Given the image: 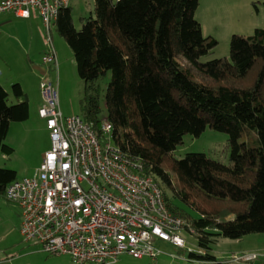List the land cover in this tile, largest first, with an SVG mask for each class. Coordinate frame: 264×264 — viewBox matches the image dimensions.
Returning a JSON list of instances; mask_svg holds the SVG:
<instances>
[{
  "label": "trees",
  "instance_id": "16d2710c",
  "mask_svg": "<svg viewBox=\"0 0 264 264\" xmlns=\"http://www.w3.org/2000/svg\"><path fill=\"white\" fill-rule=\"evenodd\" d=\"M199 6L200 0H95V15L83 19L80 30L70 7L56 28L85 83L84 120L101 135L95 82L110 73L106 119L114 144L144 162L174 214L190 220L171 206L164 187L201 213L190 222L204 253L189 252L182 264H226L210 252L218 238L264 233V28L232 35L229 58L202 62L218 41L204 34ZM256 66L252 87L235 84ZM29 114L22 86L13 84L9 93L0 84L1 151L13 152L4 143L11 123ZM207 127L229 135V164L203 153L173 158L185 135L200 137ZM245 132L251 139L241 142ZM16 179V172L0 168V196ZM229 211L234 217L226 220Z\"/></svg>",
  "mask_w": 264,
  "mask_h": 264
},
{
  "label": "built area",
  "instance_id": "2783aa9c",
  "mask_svg": "<svg viewBox=\"0 0 264 264\" xmlns=\"http://www.w3.org/2000/svg\"><path fill=\"white\" fill-rule=\"evenodd\" d=\"M71 0H1L0 14L12 12L30 18L36 12L47 30L43 64L59 72L52 39L60 13ZM40 88L52 147L36 173L16 179L5 191L8 201L22 210L21 235L49 255H68L76 264H115L128 254L136 259H157L156 240L188 249L181 233L197 235L196 228L168 207L162 188L145 174L144 162L113 142V125L105 118L98 135L79 116L64 117L55 85L44 79ZM187 260V256H170ZM255 253L233 261L254 263Z\"/></svg>",
  "mask_w": 264,
  "mask_h": 264
},
{
  "label": "rangeland",
  "instance_id": "374dc122",
  "mask_svg": "<svg viewBox=\"0 0 264 264\" xmlns=\"http://www.w3.org/2000/svg\"><path fill=\"white\" fill-rule=\"evenodd\" d=\"M73 24L77 30L82 28L83 19L95 15V0H71L70 3ZM196 19L204 24L203 32L206 36H212L218 41L217 47L211 54L202 57V62H208L218 58L230 57V43L232 35H252L257 28H264V0H200V6L196 12ZM42 27V22L40 21ZM43 30V27H42ZM44 33L48 34L46 31ZM53 43L57 52L59 72L52 70L50 75H40L35 69L32 70L30 63H19L12 71H5L0 78V83L9 92L12 85L20 81L29 99V118L22 122H12L5 144L13 149L10 154L0 150V168H5L17 173V179L32 177L40 167L44 155L52 147L51 132L47 128L46 120L39 116V109L44 105V97L40 88L41 82L46 79L57 88L59 108L64 117L79 116L85 119L87 93L85 83L78 73L74 53L61 36L56 27L52 28ZM38 42L35 48L39 49L43 43L42 34L39 29ZM45 48V46H44ZM14 49V47H13ZM45 51V49H44ZM44 51L38 52L33 58V64L42 65ZM20 50L15 47L17 57ZM44 68H50L44 66ZM258 67L256 66L247 77L235 84L242 88H250L255 84ZM15 75V82H9L10 73ZM3 74V71H2ZM46 76V77H45ZM111 79V74L100 77L95 82L97 89L98 104L101 109L100 118L105 119L107 115L106 91ZM96 94V91H92ZM229 135L207 127L200 137L185 135L183 143L173 152V158L182 159L188 153H203L210 158L224 164L230 163V147L228 145ZM251 135L243 133L241 142H247ZM166 169L174 174L171 161L166 163ZM173 208L190 220L199 219L198 209L186 204L180 197H174L173 192L164 187ZM224 210V209H222ZM233 210V209H228ZM221 212V209H219ZM234 217L233 212H227L225 219ZM189 220V221H190ZM22 210L18 204L10 202L5 196H0V264H5L17 253L25 254L27 260L32 264H76L70 256H54L43 252L39 245L24 241L21 232ZM187 240V247L197 250L198 240L195 236L184 232L180 234ZM155 246L164 254L157 259H136L128 254L119 257L115 264H182V260L172 259L170 256L188 255V249L178 250L173 244L156 240ZM211 254L226 264H264V233L249 234L241 239H229L220 237L211 246ZM256 253L259 258L254 263H233L234 256ZM24 261V260H23ZM19 261L15 262L17 264Z\"/></svg>",
  "mask_w": 264,
  "mask_h": 264
},
{
  "label": "crops",
  "instance_id": "0c3cea01",
  "mask_svg": "<svg viewBox=\"0 0 264 264\" xmlns=\"http://www.w3.org/2000/svg\"><path fill=\"white\" fill-rule=\"evenodd\" d=\"M40 21L42 22L43 30L40 25ZM202 27L204 29L203 23ZM39 29L43 37L42 39H44L45 43H43L41 47L37 49L35 48V46L38 42L37 32H39ZM44 31H46L47 33L42 19L34 11L32 12L31 17L27 19L19 18L12 12L0 14V78L5 75V71H12L13 68L17 67V64L25 62L28 64L30 63V67L32 66L31 69H36L40 75H50L51 69L44 68L45 65L43 64V59L47 52V35L44 33ZM15 47L20 50V54L18 57L16 55L14 56ZM43 51L44 56L42 59V65L44 66L34 65L32 61L33 58L37 56L38 52L42 53ZM9 75L11 77L9 82H15L16 78L14 73L11 72ZM18 83L22 86V83L20 81H18ZM261 250L264 254V248H262ZM184 256L187 255H183V257ZM262 256L264 255H261V257ZM17 261H19L17 264H32L29 260H27L25 254L22 253H17L16 255L12 256V259L5 264H15V262Z\"/></svg>",
  "mask_w": 264,
  "mask_h": 264
}]
</instances>
